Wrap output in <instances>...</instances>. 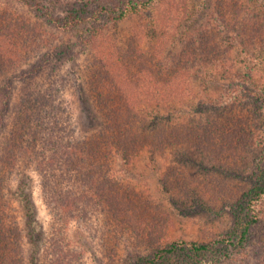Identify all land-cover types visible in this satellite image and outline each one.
<instances>
[{"label":"rangeland","instance_id":"1","mask_svg":"<svg viewBox=\"0 0 264 264\" xmlns=\"http://www.w3.org/2000/svg\"><path fill=\"white\" fill-rule=\"evenodd\" d=\"M123 1L0 0L2 16L15 20L19 37L18 44L8 45L0 75V159L29 93L58 98L64 113L50 126L56 121L87 138L103 128L92 84L100 71L118 82L127 77L132 107L145 104L148 94L141 95L143 82L139 89L130 85L139 76H128L146 69L143 75L158 80L179 74L174 92L169 86L161 92L176 98L172 106L163 98L160 105L138 107L133 120V110L128 114L126 144L135 153L117 157L113 173L123 184L120 196L132 228L108 244L116 245V254L107 260L127 263L136 250L145 255L173 241L205 244L228 236L222 243L227 246L238 201L253 184L263 183L264 0H143L147 6L115 20ZM99 6L112 13L101 11L94 21L92 11ZM70 11H79L75 28L64 21ZM92 26L100 32L91 39ZM108 94L115 96L111 88ZM114 110H122L120 104ZM22 177L14 172L6 189L23 229L22 264H43L53 215L34 168ZM256 206L260 219L238 247L247 257L238 256L244 264H264V197ZM93 231L78 219L64 229L80 264L106 260Z\"/></svg>","mask_w":264,"mask_h":264},{"label":"trees","instance_id":"2","mask_svg":"<svg viewBox=\"0 0 264 264\" xmlns=\"http://www.w3.org/2000/svg\"><path fill=\"white\" fill-rule=\"evenodd\" d=\"M120 5L118 15L113 17L115 20L135 13L147 6V2L124 0ZM99 7L92 11L94 21L99 19L101 11L109 12ZM76 12L75 14L70 11L69 16L64 17L65 24L71 28L77 25L75 21H81L77 16L79 11ZM14 24V19L2 16L0 11V75L6 71L8 45L18 44L19 37L12 28ZM99 32V27L92 26L91 39L97 37ZM145 72L147 69L141 70L133 77L128 76L130 80L139 76L135 85H130L139 89L143 82V85H140L144 90L141 95H144L145 91L148 94L143 102L145 104L138 103L135 107L129 103V93L133 91L127 77L118 82L105 77L102 71L99 72L92 84L96 95L95 103L103 113L100 122L103 128L96 136L87 138H80L74 128H64L57 125L56 121L50 126L56 116L64 113L61 102L57 104L58 98L47 95L44 99H39L38 95L28 94L24 100L26 112H20L19 123L9 129L0 159V264H22L23 229L6 196V189L14 172H19L24 177L29 167L38 173L45 203L53 215L50 237L44 248V263L80 264V253L67 242L64 232L71 219H78L93 227L95 237L102 244L106 256L103 264H114L107 260V257L111 259V256L116 254V245L108 244L124 238L132 228V217L128 215L129 210L126 211L127 206L120 196L123 184L113 173L117 157L126 158L135 153L130 152L126 144V138L130 135L127 128L130 127L128 114L133 110V120V114L141 105H160L164 101L163 98L166 99L161 94L163 88L169 86L170 93H173V81L179 76L177 74L167 80H158L153 75H143ZM109 88L115 95L112 98V95L108 94ZM7 90L9 96L4 102L6 110L10 106L11 82ZM169 98L166 99L167 102L164 101L165 105L172 106L175 97ZM116 104H120L122 110L114 114ZM154 106H150L151 109ZM2 117L0 115V123ZM260 179L263 183L253 184L236 205L235 223L229 235L232 241L229 238L227 240L231 244L222 245L228 236H223L224 238L216 243L173 241L161 247L151 248L145 255H139L140 251L136 250L134 257L129 255L127 263L120 262L118 257H112V260L117 264H244L242 259L247 257L240 255L238 247H243L249 239L252 225L260 219L261 212L256 205L257 201L264 197V176ZM20 188L23 190L22 186H19V190ZM238 256L242 259L239 260Z\"/></svg>","mask_w":264,"mask_h":264}]
</instances>
